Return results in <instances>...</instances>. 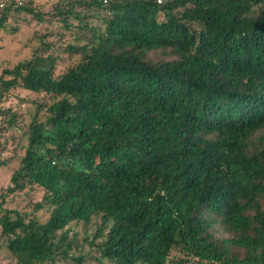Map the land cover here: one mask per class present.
Returning a JSON list of instances; mask_svg holds the SVG:
<instances>
[{
	"label": "trees",
	"instance_id": "1",
	"mask_svg": "<svg viewBox=\"0 0 264 264\" xmlns=\"http://www.w3.org/2000/svg\"><path fill=\"white\" fill-rule=\"evenodd\" d=\"M19 15L43 20L7 4L0 30ZM48 20L74 35L71 62L43 41L0 73V104L44 97L0 193L3 250L52 263L56 233L83 222L112 264H264V0H61ZM33 187L45 221L4 208Z\"/></svg>",
	"mask_w": 264,
	"mask_h": 264
},
{
	"label": "rangeland",
	"instance_id": "2",
	"mask_svg": "<svg viewBox=\"0 0 264 264\" xmlns=\"http://www.w3.org/2000/svg\"><path fill=\"white\" fill-rule=\"evenodd\" d=\"M61 0H27V6L33 7L42 15L40 21L29 15H19L9 18L6 29L0 30V73L5 68H12L18 62L31 58L33 51L40 46L41 42L53 44L49 52L59 55L62 59L59 70H62L71 62L67 53L62 50L66 44L74 42V35L66 39V32L56 22H51L53 10ZM107 12H91L86 15V21L90 26L103 28L102 18ZM75 21L74 23H76ZM76 58V56H74ZM43 96L17 88L11 90L3 99L0 106L9 108L17 113L16 124L0 133V193L10 185V177L17 166L23 153V146L27 144L28 124L35 110V102L43 100ZM0 119V126H4ZM5 164H2V162ZM43 191L37 187L26 188L22 192L8 195L4 208L16 210L28 216H34L41 221L48 217L49 207L45 204L42 209L35 211V204L42 202ZM98 225H86L83 222H71L63 230L56 233L54 243L58 244L59 250L66 246L65 257L57 255L55 261L48 264H112L102 258L97 246L101 241L95 239ZM4 237L0 232V264H16L15 261L3 250ZM81 258V262L76 259Z\"/></svg>",
	"mask_w": 264,
	"mask_h": 264
},
{
	"label": "built area",
	"instance_id": "3",
	"mask_svg": "<svg viewBox=\"0 0 264 264\" xmlns=\"http://www.w3.org/2000/svg\"><path fill=\"white\" fill-rule=\"evenodd\" d=\"M27 0H0V9L6 6L7 4H13L15 6L24 5Z\"/></svg>",
	"mask_w": 264,
	"mask_h": 264
}]
</instances>
